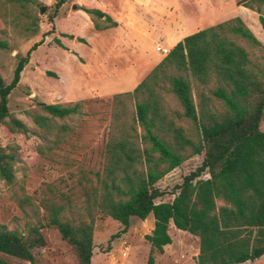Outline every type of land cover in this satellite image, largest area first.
<instances>
[{
    "label": "trees",
    "instance_id": "obj_1",
    "mask_svg": "<svg viewBox=\"0 0 264 264\" xmlns=\"http://www.w3.org/2000/svg\"><path fill=\"white\" fill-rule=\"evenodd\" d=\"M22 7L35 0H5ZM238 2L257 16L263 36L260 43L238 17L225 20L181 39L131 92L113 94L111 112L96 187L87 197L82 219L63 217L51 207L47 226L69 247L76 264H90L93 214L106 216L121 228L109 241L126 232L130 218H153L145 264H153L154 251L170 243L168 225L198 241L194 264H242L264 255V132L259 130L264 111V65L253 63L249 48L264 52V0ZM64 0L52 6V19ZM96 31L116 27L97 9L80 8ZM61 37L73 39L71 35ZM84 43L81 38H74ZM52 42L62 48L59 40ZM33 44L17 60L8 84L0 78V124L10 133L25 134V125L8 113L7 97L19 80ZM0 48H5L0 43ZM191 90L196 103H193ZM160 91L172 95L181 112L177 116L192 126V137L167 117ZM217 104L219 109L215 108ZM39 114L24 111L42 132L80 113L81 102L71 105L36 104ZM60 126L49 149L61 141ZM186 150L188 151L186 153ZM201 156L199 166L174 186L170 202L154 200L162 192L154 184L191 156ZM14 152L0 148V182L14 179ZM202 175H206L203 178ZM216 201L220 202L216 206ZM40 227L25 233L0 224V264H48L33 256L44 246Z\"/></svg>",
    "mask_w": 264,
    "mask_h": 264
},
{
    "label": "rangeland",
    "instance_id": "obj_2",
    "mask_svg": "<svg viewBox=\"0 0 264 264\" xmlns=\"http://www.w3.org/2000/svg\"><path fill=\"white\" fill-rule=\"evenodd\" d=\"M55 1L35 0V4L18 7L0 0V43L5 45V48H0V78L5 85L11 79L17 60L24 57L33 44L41 41L29 53L18 83L7 97L8 113L21 121L28 132L10 133L0 124V148H8L15 155L12 184L6 186L0 182V224L22 234L33 226L40 227L39 232L45 244L34 250L33 256L42 263L76 264L69 247L54 228L47 226L48 211L51 207H59L63 209V217L73 221L84 217L85 208L90 202L87 197L96 187L95 177L102 165L103 145L110 122L112 95L98 93L101 86L99 79L111 78L112 74L127 68L123 53L105 49L100 44L119 36V33L110 32L105 38L92 37L91 31L84 28V24L90 20L80 8L104 4L120 13L123 5L129 2L137 5L138 0H64L51 26L47 18L53 15ZM152 2L164 10L172 8V14L184 24L182 31L188 32L191 27L199 25L207 28L238 17L249 30L254 29L253 36L262 43L263 36L256 14L236 5L245 0ZM73 4L77 6L76 10H71ZM39 6L45 7L42 14H38ZM261 9L264 16V8ZM147 16L151 17L150 14ZM63 33L72 36L79 33L86 45H77L74 40L61 37ZM53 38L59 40L62 48L52 42ZM243 46L253 63L264 65V52ZM120 57H124L125 66ZM159 94L173 125L182 128L186 137H192L191 124L176 115L181 110L175 98L161 91ZM191 96L195 104L193 90ZM39 102L60 105L81 102L80 113L61 120L55 119L52 128L42 132L23 113L34 111L42 114L36 106ZM215 108L219 109L217 104ZM60 126H64L63 132L57 134L61 141L49 149ZM259 130L264 132V111ZM201 156L187 158L158 180L154 187L162 192V196L154 202H170L174 186L179 185L183 176L199 166ZM202 177L206 178V175ZM219 205L220 202L216 201V206ZM92 214L90 264L146 263L149 245L144 236L152 229L151 215L144 220L130 218L126 232L109 241V237L118 233L121 227L106 216ZM167 234L170 243L162 247L161 253L153 252V264H194L198 250L197 238L176 230L171 224L168 225ZM245 264H264V255Z\"/></svg>",
    "mask_w": 264,
    "mask_h": 264
},
{
    "label": "crops",
    "instance_id": "obj_3",
    "mask_svg": "<svg viewBox=\"0 0 264 264\" xmlns=\"http://www.w3.org/2000/svg\"><path fill=\"white\" fill-rule=\"evenodd\" d=\"M137 3L135 5L129 2L127 5H123L120 13L112 11L111 8L104 4L88 8L97 9L109 16L116 23V27L96 31L89 22L84 24L85 30H90L94 38H105L110 32L119 33V36L104 40L100 44L105 49L111 48L119 51L120 54L123 53L126 60H124V57L119 59H121L123 65V60L125 65H127L126 69L112 74L111 78L102 77L99 79L101 86L98 89V93L100 95L131 92L163 58L164 55L155 51V47L158 46L168 50L181 41L183 37L204 29L199 25V29H197L198 27H191L188 32L182 31L184 24L172 14V8L164 10L156 6L152 0H138ZM149 10H152V12ZM147 14H150L151 17L147 16ZM78 28L82 30V27L79 26ZM63 34L71 35L68 33ZM72 37L73 39L71 40L75 41L74 38H81L84 41V43L75 41L78 43L77 45H86L84 38L79 33ZM87 43L89 44V42Z\"/></svg>",
    "mask_w": 264,
    "mask_h": 264
},
{
    "label": "water",
    "instance_id": "obj_4",
    "mask_svg": "<svg viewBox=\"0 0 264 264\" xmlns=\"http://www.w3.org/2000/svg\"><path fill=\"white\" fill-rule=\"evenodd\" d=\"M76 9H77V6H76L75 4H73V5L71 6V10H76ZM37 10H38V14H42L43 11L45 10V7H44V6H39V7L37 8Z\"/></svg>",
    "mask_w": 264,
    "mask_h": 264
},
{
    "label": "built area",
    "instance_id": "obj_5",
    "mask_svg": "<svg viewBox=\"0 0 264 264\" xmlns=\"http://www.w3.org/2000/svg\"><path fill=\"white\" fill-rule=\"evenodd\" d=\"M155 51L159 52L162 55H165L167 53L166 49L160 48V47H155Z\"/></svg>",
    "mask_w": 264,
    "mask_h": 264
}]
</instances>
